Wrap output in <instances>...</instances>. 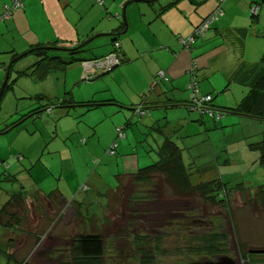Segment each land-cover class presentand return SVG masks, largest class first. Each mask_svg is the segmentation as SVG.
Wrapping results in <instances>:
<instances>
[{"label":"rangeland","instance_id":"1","mask_svg":"<svg viewBox=\"0 0 264 264\" xmlns=\"http://www.w3.org/2000/svg\"><path fill=\"white\" fill-rule=\"evenodd\" d=\"M240 1L245 2V0H232V7L237 8ZM255 1L250 5L247 1L244 3V7L246 6L249 11V14L246 13L248 15L246 21L243 20L244 10L240 8L235 12L229 10L223 20L228 25L234 22L235 25L245 26L247 36L242 43L245 45L246 63L264 65V0ZM204 2L200 12H212L216 8V0ZM257 5L262 6L261 13L258 21L252 23L251 8ZM240 15L241 19H237ZM237 20L241 23L239 24ZM122 22L124 23L123 16H121ZM124 35L121 37L123 38ZM130 35L131 32L127 36ZM144 41L142 38L141 44ZM144 56L137 53L132 64L123 63L112 73L92 81H82L85 71L82 62L72 65L66 72H55L42 81L35 80L30 74H20L28 68L31 70L30 66L37 61L33 55L19 60L8 75L11 58L9 55L0 56L2 67L0 69V155L5 156L7 160L2 166L10 165L12 171H15L17 166L21 165L18 159L25 157L27 171L39 186L45 189L56 187L66 189L76 184L71 183L77 182L76 178L67 179V176L75 174L76 170L86 176L85 179L91 176V182H99L106 178L108 182L113 183L119 172L125 173L129 170L136 172L154 164L158 160L159 142H162L157 141L160 134L152 131L150 125L148 128L144 126L142 121L144 117H133V111L128 109H119L120 112L98 125V134L102 136L100 141L93 136L90 140L82 138L85 142L78 141L80 128L77 130L74 127V136L63 133L59 128L58 120L52 114L45 112L40 119L36 118L37 120L28 119L29 115H26L32 110L33 104L40 107L36 100L39 95L63 98L67 92H71L75 101L94 97L97 99L111 94L107 91L109 87L116 95L132 100L134 105H138L140 103L138 97L148 92L150 87L148 80L151 73L150 68H144L142 59ZM81 57L90 58L88 54H81ZM224 57L227 65L233 64V61H230L232 56L226 54ZM210 76L212 81L205 79L200 85H210L214 81L219 84L224 78L218 71ZM144 80L146 85L139 86ZM230 91L228 96L221 95L217 100L228 98ZM185 93L187 94L186 91ZM41 102L45 104V101ZM75 109H72L75 115L82 113L81 108ZM115 109L117 111V108ZM181 109L185 111L183 115L181 114V123L175 121L177 115L171 117L173 113H177L176 111H168L170 123L165 122L166 115L163 112H158L160 114L156 115H160L163 120L160 122L162 125L170 128L172 140L183 149L185 164H189L191 172L195 173L200 181L222 178L227 183L231 191L230 213L221 206L204 205L200 197L194 199L176 197L168 186H159L158 178L151 184L137 187L135 192L132 184L129 183L127 197L111 201L112 210L108 211L110 218L107 220V226L112 231V236L107 241V262L139 264L140 255L135 256L134 240L140 237L144 238L143 241L152 242L144 248V250L152 248V253L148 254L151 257V264H229L230 262L224 261L226 259H231L235 264H264L261 263L264 257V213L252 202L245 204L250 198L255 197L258 187L264 186V168L259 164L260 153L256 149V144L264 137V118H251L241 114L227 115L225 120L232 122L225 123L222 120L225 126L221 127V122L216 124L208 116L201 115L199 111L187 107ZM56 112L59 110H54V114ZM148 116L146 115L145 118ZM132 117V124L122 133L123 137L128 132L129 141L126 138H118V129L126 126ZM87 119L88 116L85 120ZM69 121L70 119L64 118L62 125L64 129ZM174 121L175 123H171ZM81 127V133H90V130ZM133 133L136 134L137 139ZM116 143V155L107 154ZM93 150L99 154H94ZM96 171H101L102 176L99 177ZM243 183L244 189H239L238 186ZM82 184H85L84 181ZM9 188L8 186L7 189ZM132 191L138 194L136 198L139 199L131 197ZM37 201L36 199L35 202ZM40 206L46 204L42 202ZM105 206L103 205V208ZM25 210L29 218L26 222H30L26 225L31 228L30 226L36 222L35 212L30 209L29 212ZM82 211L87 213L86 210ZM52 223L49 224L51 229H53ZM47 225L45 222L42 229H46ZM83 226L86 229L90 228ZM97 227L100 228V224ZM214 231L223 232L225 235L222 248L226 253L215 254L210 259H199L202 256L196 251L197 245L203 237L211 235ZM72 232L74 235L79 234L83 232V227L73 228ZM69 236L70 241H64L60 237L43 234L40 240L34 241L23 235L17 238L15 246L25 248L24 252L30 256L29 260L32 263L23 264H45L48 259L56 261L55 257H59L57 258L59 261L69 256L68 248L73 237ZM26 239L28 243L24 245ZM154 246H157V249ZM58 250L60 252L56 253Z\"/></svg>","mask_w":264,"mask_h":264},{"label":"crops","instance_id":"2","mask_svg":"<svg viewBox=\"0 0 264 264\" xmlns=\"http://www.w3.org/2000/svg\"><path fill=\"white\" fill-rule=\"evenodd\" d=\"M10 1L0 0V56L9 55L11 58V55L17 53L24 55L22 58L24 59L26 56L31 55L29 50L37 45L59 42L67 46H77L86 43L93 37L92 42L87 45L90 49H93L92 58L89 59L102 58L113 51L112 44L114 40L113 35H111L113 33L120 36H117L116 39L121 44L120 52L125 63L132 64L134 58L137 57V53L141 54V56L145 55L144 58H141L144 61V68H150L149 88L154 86L153 83L156 81L157 73L164 71L169 78V82L166 84L157 83L148 100L150 103H156L157 101L167 102V106L161 107L153 115L143 118V125L147 128L150 125V129L157 122L163 121L160 115H156L158 112H163L166 115L164 118L165 122H169L168 111H176L177 113H173L171 117L177 115L175 121L181 123V114L185 113L181 108H188L187 103L190 102L191 93L188 87L191 77L188 74V69L195 64L194 61L200 67L199 80L212 81L210 75L216 71L226 73L219 84L215 81L211 82L210 85L203 84L202 92L204 94L224 92L229 73L239 65L246 63L245 45H243L242 41L246 40L247 32L245 38L237 32L238 29H243L245 26L235 25L234 22H230L232 26L228 25L223 20L225 16H221L216 23V27L214 26L217 31L210 30L204 38L202 36L199 37V40H201L192 49H182L179 45L177 41L178 35L183 37H187L189 34L192 35L200 23L215 11L214 9L212 12H200L201 5L205 3V0H156L155 3L151 2L152 4L150 0H103L102 4L97 3L96 0H23V8L15 11L10 19L3 21L1 16L5 10L4 5ZM246 1L250 5L255 0L240 1L237 5L244 10L242 13L245 21L248 18L246 14L248 8L244 7ZM168 5L170 7L162 11ZM232 9L234 8L232 7ZM121 16L126 18V24L125 22L121 23ZM240 17L241 15L237 19H241ZM237 21L239 24L241 23L239 20ZM130 32L131 35L127 36ZM228 33H231L230 42L225 39ZM254 33L255 31H253ZM123 35L124 37L122 38L121 36ZM142 38L145 41L141 44ZM226 54L232 56L230 61H233V64L227 65L224 57ZM86 75L87 73L84 71L81 79L84 80ZM139 84V86L146 85V80ZM107 89L111 94L97 99L95 97L87 98L79 100V102L109 100L115 93L112 92L111 87ZM230 90L225 93L228 96L230 91V97L234 96L233 102L230 101L232 102L230 103L231 105H238L248 92V89L241 87V85L233 86ZM119 101H123V99ZM127 104L133 106L134 102L127 99ZM111 106L101 107L90 112H85V109L81 108L82 113L77 115L72 110L77 107H69L66 112L69 113L66 116L58 112L54 114L53 110H51V114L55 116V119H59L58 125L63 133L74 136V127H76L77 130L80 128L78 141H82V138L90 140L93 136H96L97 141H100L102 136L98 134V125L118 112V109L117 111L115 109L117 108L116 106ZM34 107L37 108L38 106L33 104L32 110L26 114L29 115L28 119L37 120L42 117L37 118L33 115L35 114ZM87 116L88 119L85 120ZM64 118L70 119L66 123L67 127L65 129L62 126ZM175 121L171 123H175ZM59 122L61 123L59 124ZM82 122L85 123L82 124ZM81 126L86 128V130H90V133H81ZM159 134L160 137L157 141L163 142L166 139V135H170L169 129ZM133 135L137 139L136 134L133 133ZM125 138L129 141L128 132ZM72 141L74 140L72 139ZM162 142H159V145ZM93 152L94 154H99L94 150ZM20 158L21 160H18L21 165L17 166L15 171H12V166H2L7 160L5 156L0 155V186L2 187L0 188L3 191L0 195V208L5 201H9L11 196L20 193L24 194L26 209L28 212L29 209L35 212L34 219L36 220L34 225L30 226L31 228L27 226V230L31 229V232H40L41 236L47 234L52 237H60L64 241H70L68 236L74 235L72 234L73 228L79 229V227H84L83 225H85L96 230L99 224L101 227L110 218L108 211L112 210L111 201L118 200L116 192L119 187V178L123 180L135 173L132 170L125 173L119 172L117 176L120 175L121 177H115L113 183H110L106 178L99 182H91V176L85 179L86 176L76 170L75 174L68 175L77 179V182H71L72 184L76 183L72 187L66 189L61 187L45 189L39 186L28 173L25 157ZM5 170L9 172V176H16L17 180H8V176H4V179H2ZM96 172H98L97 175L99 177L102 176L101 171ZM83 181L85 185L89 186L88 192L79 191ZM8 186L10 187L9 189H7ZM56 189L60 190L62 194L58 198L59 201L66 202L63 206L57 205L58 203L55 205L51 204L50 200L48 201L45 196ZM36 199L38 200L37 202H35ZM42 202L46 206H40ZM103 205L106 206L103 208ZM43 208L45 209L43 210ZM87 209L89 210L87 213L82 211ZM24 217L29 220L27 215L25 216L24 214ZM54 220V226L51 229L49 224ZM45 222L48 225L46 229H42ZM26 223L28 225L30 222L27 221ZM49 232H52V235ZM56 232L59 233L57 234ZM0 233V246L4 245L5 248L3 250H6L5 253L0 252V264H7V261H9L7 253L12 254L15 251V246L10 248L8 245L11 240L7 235L3 236L1 231ZM36 237L30 238L37 241ZM24 249L23 252L16 255L18 257L17 262L19 264L32 263L29 260V254L24 252ZM11 263L14 264V261H11ZM49 263L57 264L56 261L51 259L45 262V264Z\"/></svg>","mask_w":264,"mask_h":264},{"label":"trees","instance_id":"3","mask_svg":"<svg viewBox=\"0 0 264 264\" xmlns=\"http://www.w3.org/2000/svg\"><path fill=\"white\" fill-rule=\"evenodd\" d=\"M216 8L213 13L207 16L200 25L195 29L194 33L190 37H183L182 35L177 36V41L182 49H192L197 45V41L199 37L202 36L204 38L210 30L217 31L216 23L220 20V17L226 16L229 10L238 11L239 7L232 9V0H216ZM155 3L156 0H150V3ZM19 3V4H18ZM151 3V4H152ZM5 10L2 15L11 12L12 14L23 8V0H11L9 3L4 5ZM170 5L164 7L162 11L167 10ZM262 6L257 5V7L251 8L252 14L251 19L252 23L257 22L261 13ZM249 14V11H248ZM3 21L7 20L5 17L1 16ZM242 36L246 35L247 29H238ZM237 34V33H236ZM113 51L102 58H94V59H83L81 58V54H88L90 58L93 55V49H90L88 46L80 47L77 46H67L61 44L59 42H54L48 45H37L32 47L29 52L31 55L35 56L36 62L31 66V70L28 68L20 72V74L28 75L30 74L35 80H45L49 77V75L58 72V71H67L72 65L82 62H92L97 60H102L111 54H116L119 60L118 65L112 68L109 71H101L94 74H87L82 81H92L97 80L105 75L112 73L115 69L123 64L121 50V44L119 47L116 46V43H120L118 41L117 36L113 33ZM258 35V34H257ZM93 38V37H92ZM225 39L230 42L231 41V33H228L225 36ZM24 55L13 54L11 55V64L10 70H8V75H10V71L12 67L23 58ZM96 57V56H93ZM125 63V62H124ZM195 64L190 66L188 69V74L191 77V82L189 84V91L192 93L190 95V102L187 103L188 109L195 108V111H199L201 115L208 116L211 118L214 123H220L221 127H224L225 124H222V120L225 123H231L232 121L225 120L227 115H236L241 114L243 116H251V118H264V65L250 66L247 63L239 65L235 70H232L227 77V84L224 89V92H216L211 94H204L202 92V86L200 85L204 79L199 80L200 75V67L197 62L194 61ZM0 69H2L0 65ZM225 77L226 73H222ZM8 82V81H7ZM169 78L164 71H160L157 73L156 81L153 83V87L149 88V91L145 92L142 96H139L140 103L138 105H129L127 104V99L121 98L118 94H113L111 99L97 101V100H89V101H75L71 92H67L65 97L63 98H49L44 95H39L36 97L37 104L40 107L35 108V117L42 116L43 113L51 114V110H59L58 113H62V115L66 116V113L69 110V107H80L85 109V112H90L95 109H100L101 107L106 108L107 106H116L118 111L128 109L129 111H133V117L138 116L139 118L145 117L146 115H152L154 112L158 111L161 107H166L167 102L157 101L156 103H150L148 100L150 98L151 93L156 88V84L168 83ZM241 85V87H246L248 89L247 95L239 102L238 105H231L234 96L228 97L226 99H220L219 96L225 95L226 91L230 90L231 87ZM140 95V94H138ZM123 99V101H119ZM41 101H45L43 104ZM232 101V102H230ZM222 102V103H220ZM230 104V105H228ZM184 105V103H183ZM111 106V107H112ZM131 107V109H130ZM194 108L192 110H194ZM121 109V110H119ZM38 111V112H37ZM37 112V113H36ZM257 115V116H256ZM129 119V123L126 124L123 128L118 129V138L122 137V133L127 130V126L132 124V119ZM230 119V118H229ZM59 120V119H58ZM143 120V119H142ZM203 123V122H202ZM170 130L169 127L160 124L157 122L151 127L152 131L158 133H164L165 130ZM6 131V130H5ZM127 135V133H126ZM125 136L122 139H125ZM171 135H166V139L160 144L159 150L157 152L158 160L145 168L138 169L133 175L127 177L126 179H120V175H116L115 177L119 178V187L117 190L118 200L125 199L126 193L128 192L129 183L132 184V189H135L139 186L151 184L153 181L158 178L160 182L158 183L160 187L163 185L171 188L172 193L176 197L179 198H202V202L204 205L208 206H221L224 209L229 211V201L231 191L227 186V183L222 180V178L217 179H209L202 180L195 173L191 172V168L185 164L183 158V149H181L173 140ZM84 141V140H82ZM117 143L113 145L110 151L107 154L114 156L116 155ZM256 149L260 153L259 164L264 168V137L262 141L256 144ZM200 173V171L198 170ZM3 176H8V180L13 181L17 180L16 176H9V172L5 170ZM10 177V178H9ZM70 176H67L69 180ZM162 184V185H160ZM243 184L238 186L239 189H244ZM1 187V186H0ZM81 187L84 189H79V191L88 192L89 186L83 184ZM2 188V187H1ZM0 188V194H2V189ZM237 188V189H238ZM133 192V191H132ZM133 192L134 199L138 194ZM244 193V192H242ZM247 193V190H246ZM48 201L55 205H65L66 202L59 201V196H62L60 190L56 189L45 195ZM252 202L253 205L258 208L262 213H264V186L258 187L255 192V197L250 198L245 202ZM26 209V202L24 194H15L11 196L8 202H4L0 208V231L3 236H8L11 242L9 243V247L13 248L16 245V240L19 236L26 235V237H35L37 236V240L41 239L40 232H31L29 229L27 230L26 219L24 217ZM86 211H89L88 209ZM84 212V211H83ZM26 215V214H25ZM55 222V221H54ZM53 222V223H54ZM54 226V224H53ZM96 227L86 229L83 227V232L79 234H75L70 242V247L68 248L69 256H65L63 260H57L59 257H55L57 264H112L107 262L106 253H107V241L109 237L112 236V231L107 226V221L102 225L101 231ZM1 236V233H0ZM225 235L223 232L214 231L209 236H205L202 238L200 244L197 245L198 254L200 253L202 257L205 259L212 258L215 254L226 253V251L222 248V244L224 241ZM144 238L136 237L135 256L140 255L139 264H151V257L148 255L152 253V248L149 250H144L145 245H150L152 242L143 241ZM138 241V242H137ZM143 241V242H142ZM28 239L24 241V245H27ZM4 245L0 246V252L5 253L6 250H3ZM157 249V246H154ZM22 247H16L17 254H20ZM59 253L60 250L56 251ZM55 253V254H56ZM51 255V254H50ZM54 254H52L53 256ZM264 256V255H263ZM7 264H12L11 261H14V264H17L18 257L15 253L8 254ZM208 261V260H207ZM264 262V257L261 259V263Z\"/></svg>","mask_w":264,"mask_h":264},{"label":"built area","instance_id":"4","mask_svg":"<svg viewBox=\"0 0 264 264\" xmlns=\"http://www.w3.org/2000/svg\"><path fill=\"white\" fill-rule=\"evenodd\" d=\"M96 1L97 3H100V4L103 3V0H96ZM10 15H11V12H8L6 14V18H9ZM116 46L119 47L120 44L116 43ZM118 63H119V60H118L117 55L111 54L102 60L85 63V69H86L87 74L89 73L94 74V73L101 72V71H109L112 68H114L116 65H118Z\"/></svg>","mask_w":264,"mask_h":264},{"label":"clouds","instance_id":"5","mask_svg":"<svg viewBox=\"0 0 264 264\" xmlns=\"http://www.w3.org/2000/svg\"><path fill=\"white\" fill-rule=\"evenodd\" d=\"M2 17H5L6 18V14H4V15H2ZM12 17V14L10 15V17L9 18H6L7 20L8 19H10ZM120 44V43H119ZM85 63H88V62H84V70H85V72H86V69H85ZM87 73V72H86ZM194 108V107H193ZM193 108H191V109H193ZM196 109L194 108V111H195ZM80 189H84V187H80ZM55 221V220H54ZM52 224H54V223H52ZM100 230L99 231H101V229H102V226L99 228ZM24 249V248H23ZM22 249V250H23ZM254 251H256V250H254ZM22 252V251H21ZM13 253H15L16 255H18L17 254V251H16V246H15V251L13 252ZM32 257V256H31Z\"/></svg>","mask_w":264,"mask_h":264},{"label":"water","instance_id":"6","mask_svg":"<svg viewBox=\"0 0 264 264\" xmlns=\"http://www.w3.org/2000/svg\"><path fill=\"white\" fill-rule=\"evenodd\" d=\"M124 19V22H125V24H126V18L124 17L123 18ZM127 26V25H126ZM92 40H93V38L92 39H90L89 41H87L86 43H84V44H82L80 47H85V46H87L90 42H92ZM224 261H226V263L227 262H230L229 264H235V262L234 261H232L231 259L230 260H224ZM216 264H221V263H216Z\"/></svg>","mask_w":264,"mask_h":264},{"label":"bare ground","instance_id":"7","mask_svg":"<svg viewBox=\"0 0 264 264\" xmlns=\"http://www.w3.org/2000/svg\"><path fill=\"white\" fill-rule=\"evenodd\" d=\"M12 14V13H11ZM13 16V15H12Z\"/></svg>","mask_w":264,"mask_h":264}]
</instances>
